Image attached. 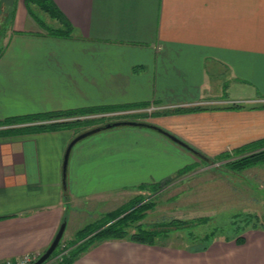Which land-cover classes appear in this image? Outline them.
I'll return each mask as SVG.
<instances>
[{
    "label": "crops",
    "instance_id": "0c3cea01",
    "mask_svg": "<svg viewBox=\"0 0 264 264\" xmlns=\"http://www.w3.org/2000/svg\"><path fill=\"white\" fill-rule=\"evenodd\" d=\"M30 1L54 6L70 36L43 31ZM4 13L0 120L131 110L122 120L155 125L209 158L264 138V0H0ZM77 135L0 138V261L42 255L61 224L64 235L74 222L70 205L103 203L152 183L150 171L195 163L154 130L115 127L72 147L64 186V154ZM73 264H264V222L205 249L103 241Z\"/></svg>",
    "mask_w": 264,
    "mask_h": 264
},
{
    "label": "rangeland",
    "instance_id": "374dc122",
    "mask_svg": "<svg viewBox=\"0 0 264 264\" xmlns=\"http://www.w3.org/2000/svg\"><path fill=\"white\" fill-rule=\"evenodd\" d=\"M33 16L39 25L44 23L50 27L58 26L38 7L33 9ZM9 20V13L0 15V26H3L1 27L3 30L0 29V47L5 39L4 32L8 31ZM122 117V115L99 117V114L93 117L87 116L82 119H92L95 122L77 126L74 130L80 134L100 124L108 123L106 120L118 118L120 121ZM184 151L195 160L197 166L192 167V171L185 176L174 177L171 183L156 193L132 188L119 192L100 204L89 202L70 205L69 211L74 222L68 225V232L62 235L61 246L67 245L77 237V231L73 234V230L77 227H80V231L89 226L92 228L94 225L103 224L108 219L106 216L108 213L123 208L137 196L142 197L144 201L155 203L154 208L147 211L141 221L145 226L171 220L193 222L191 227L179 231L171 230L167 238L161 239L163 244L200 249L213 240L232 238L249 229L251 224L248 225L245 221L247 215L255 216L258 221L264 222V164L235 172L224 168L226 161L203 163L194 153L186 149ZM166 171L168 169L159 172L150 171L152 172L150 175L153 176L152 183L171 178L175 174ZM87 233L88 231L83 234ZM211 233L214 234V238L209 242L205 241L206 236ZM69 235L71 239H66Z\"/></svg>",
    "mask_w": 264,
    "mask_h": 264
},
{
    "label": "trees",
    "instance_id": "16d2710c",
    "mask_svg": "<svg viewBox=\"0 0 264 264\" xmlns=\"http://www.w3.org/2000/svg\"><path fill=\"white\" fill-rule=\"evenodd\" d=\"M31 3L36 4L39 9L46 12L53 20L59 23V27L57 28L40 23V26L44 28L49 35L56 37L70 36L73 27L54 6L46 1H32ZM1 27L3 26H0V29ZM232 108L237 109L239 106H233ZM197 110H199V107L192 109H176L175 112L182 113ZM107 112L110 111L108 109L97 108L10 117L0 120V138L60 129H76L77 126L79 127L81 125H88L95 122V120L92 119L85 120L80 119L79 117ZM70 118L75 119L67 120ZM194 151L196 150L194 149ZM196 156L197 158H200L203 163H218L220 161H226L224 167L226 170L240 172L245 169L264 164V138L250 142L239 148L233 149L230 152L221 153L214 158L206 157L198 151H196ZM196 166L197 164L194 163L183 167L171 178L169 177L160 182L142 184L136 188L156 193L171 183L174 177L179 178L185 176L192 171V167ZM154 206V202L144 201L142 197L137 196L123 208L108 213L106 215L108 219L103 224L94 225L92 228L89 226L88 228L80 231L78 230L77 237L65 245L63 249H60L61 244L59 242L50 258L62 254V257L56 264H73L89 247L95 243L109 240H128L150 246L161 245L163 244L161 239L167 238L171 230L179 231L182 228L191 227L193 225V222L179 220L161 222L153 226L143 225L141 221L145 218L146 212L153 209ZM247 217L248 218L245 221L248 225L251 224L250 228H261L263 226V221H258L255 216L251 217L250 215H247ZM87 231V234H83ZM213 238L214 234L211 233L206 236L205 241L209 242ZM236 241L242 242V237H238ZM207 245L203 246L202 249H205Z\"/></svg>",
    "mask_w": 264,
    "mask_h": 264
},
{
    "label": "water",
    "instance_id": "95a60500",
    "mask_svg": "<svg viewBox=\"0 0 264 264\" xmlns=\"http://www.w3.org/2000/svg\"><path fill=\"white\" fill-rule=\"evenodd\" d=\"M121 126L141 127V128H147V129L154 130V131L164 135L165 137L170 139L172 142L178 144L182 148H184V149H186V150H188V151H190L196 155V151H194V149L192 147H190L189 145H187L186 143H184L180 139L176 138L175 136L171 135L170 133L166 132L165 130H163V129L155 126V125H152L150 123L141 122V121H133V120L132 121L131 120H120V121L108 122V123H105L103 125H100L98 127L89 129L83 133L78 134L69 143V145L65 151V154H64L63 167H62V178H63V185L64 186H65V182H66L65 181L66 180V167H67L68 158H69L70 151H71L72 147L76 143H78L79 141L87 138L88 136H91V135L98 133L100 131L112 129L115 127H121ZM64 229H65V223H62L57 234L55 235L52 243L50 244V246L47 248V250L42 255H40V257L33 264H44L50 258V256L53 254V252L57 248V246H58V244L62 238Z\"/></svg>",
    "mask_w": 264,
    "mask_h": 264
},
{
    "label": "built area",
    "instance_id": "2783aa9c",
    "mask_svg": "<svg viewBox=\"0 0 264 264\" xmlns=\"http://www.w3.org/2000/svg\"><path fill=\"white\" fill-rule=\"evenodd\" d=\"M156 109L155 107L151 106V107H148L147 109L144 110V112L146 113H151V112H154ZM135 112V111H134ZM133 111L131 110H128V111H122V112H118V113H106V114H101L99 116H116V114H119V115H122V116H126V115H129L130 113H134ZM90 117H93L95 115H88ZM87 117V116H85ZM85 117H79L80 119L82 118H85ZM74 120L75 118H70V119H67V120ZM64 245H62L60 247V249H63ZM62 257V254H59L57 256H54L53 258H49L44 264H56L58 262V260H60V258ZM39 258V256L37 255H23V256H20V257H17L15 259H7V260H1L0 261V264H33L34 262H36V260Z\"/></svg>",
    "mask_w": 264,
    "mask_h": 264
}]
</instances>
